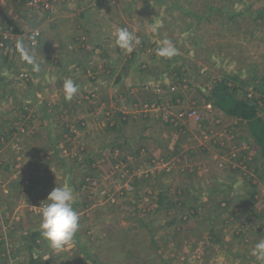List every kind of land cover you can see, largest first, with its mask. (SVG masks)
Segmentation results:
<instances>
[{"label": "rangeland", "instance_id": "obj_1", "mask_svg": "<svg viewBox=\"0 0 264 264\" xmlns=\"http://www.w3.org/2000/svg\"><path fill=\"white\" fill-rule=\"evenodd\" d=\"M221 82L264 120V0H0V223L20 234L3 256L261 264L264 158ZM66 183L80 221L59 252L39 206Z\"/></svg>", "mask_w": 264, "mask_h": 264}, {"label": "clouds", "instance_id": "obj_2", "mask_svg": "<svg viewBox=\"0 0 264 264\" xmlns=\"http://www.w3.org/2000/svg\"><path fill=\"white\" fill-rule=\"evenodd\" d=\"M156 25H153L155 30ZM115 43L121 48H129L133 40L132 33L126 28L114 30ZM18 47L23 42L18 41ZM162 54L174 55L176 50L170 41H165L159 49ZM38 68V65L36 66ZM65 99L72 100L79 91V86L72 78L63 81ZM75 193L70 185H58L48 194L47 199L39 206L41 220L39 223L40 236L47 241L48 247L59 251L73 241L78 229L80 217L74 208ZM252 255L264 264V238L259 239L253 248Z\"/></svg>", "mask_w": 264, "mask_h": 264}, {"label": "trees", "instance_id": "obj_3", "mask_svg": "<svg viewBox=\"0 0 264 264\" xmlns=\"http://www.w3.org/2000/svg\"><path fill=\"white\" fill-rule=\"evenodd\" d=\"M212 95L214 97V104L217 108H219L220 110H222L224 113H226L229 116H232L234 118H238V119H241L247 122L249 133L254 139V141L259 145L260 152L264 158V120L258 114L257 106L249 104L245 100H241V99H238L232 96L233 94L229 92L228 85L224 82H221L215 86ZM168 123H171V122H168ZM256 193L257 192H254L253 196H255ZM25 237H26L25 241L29 240L27 239V237L31 238L30 235L25 236ZM32 246H33V243H32ZM32 248L33 250L36 249L35 247H32ZM33 256L30 259V262L40 263V261H36V259H34Z\"/></svg>", "mask_w": 264, "mask_h": 264}, {"label": "crops", "instance_id": "obj_4", "mask_svg": "<svg viewBox=\"0 0 264 264\" xmlns=\"http://www.w3.org/2000/svg\"><path fill=\"white\" fill-rule=\"evenodd\" d=\"M4 228H5L4 225L2 223H0V245H3V244H5V245L12 244L11 241H13L15 238H17V236L20 235V234L16 230H12V231H10V230L7 231L6 230L4 232L3 231V230H5ZM26 231H27V233L24 234L23 236H29L30 234L31 235L37 234V232H32L31 233L32 230H28L27 229ZM33 231H38V230H34L33 229ZM30 240L32 242V240H33L32 237H31V239H29L28 245H32V243L34 242L33 241L31 243ZM0 248H1V246H0ZM60 251L61 250H59V252ZM3 254H4V250H2L0 252V263L1 264L3 262H6L8 264H31L30 261H21V260H18L17 258H13L14 255H12V256L9 255V257H6V256H3ZM33 258L36 259V261H40V264H56V263L57 264H78L80 261L81 262L84 261L86 263H89L88 260H84V259H82V257L79 260H77V261H69V260H67L64 257L63 258H60V260H59V258L57 260H56V258H52L51 260H49L50 257L49 258H45V257L44 258H40L39 256H36L34 254Z\"/></svg>", "mask_w": 264, "mask_h": 264}]
</instances>
